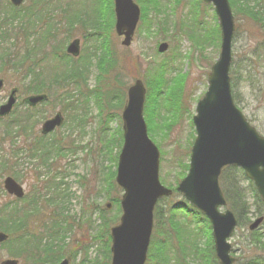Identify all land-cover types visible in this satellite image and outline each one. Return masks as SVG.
Returning a JSON list of instances; mask_svg holds the SVG:
<instances>
[{
    "label": "rangeland",
    "instance_id": "obj_1",
    "mask_svg": "<svg viewBox=\"0 0 264 264\" xmlns=\"http://www.w3.org/2000/svg\"><path fill=\"white\" fill-rule=\"evenodd\" d=\"M108 1L47 0L45 11L48 13L45 14V22L37 27V36L26 38V33L23 32L24 41L19 43V47L23 48L22 57L26 54L24 53L26 45L29 44L27 53L29 61H24L23 65L20 62V69L18 65H12L0 73V79L4 80L0 106L7 102L12 90L18 89L19 91V105L9 121H14L20 116L28 117L30 113L21 102L26 96L35 92L31 91L30 77L25 78L24 74L31 70L34 72L43 70L47 66L57 68L59 61H56L55 51L58 49L60 55L63 53L66 56L67 46L73 40L80 39L81 56L76 63L72 64L80 66L85 62L89 63V89L107 93V97L110 98H102L96 103L95 97L92 96L87 109L89 114L86 124L80 128L78 124L74 125L71 122V115L64 112L63 107L58 105L51 107L52 103L42 106L36 111L38 124L34 128V136H30L29 139L31 141L38 138L42 141L43 139H40L42 124L58 112H62L65 117L64 125L47 139L49 141L57 139L61 142L62 155L55 156L50 161V165H54L51 172L57 177L56 181L62 182L69 189V215L75 216L77 221H80L79 225L74 228L73 234H70L65 241L68 248H72L74 244L81 246L82 252L75 260L71 252L66 254L70 264L106 263L104 239L99 241L92 238L98 234L99 213L96 210L97 213L92 216L95 229L91 231L89 228L91 219L88 214H83V203L90 194L91 197L87 203H94L101 211L100 215H103V211L111 217L115 214L113 207L105 210V206L108 203L112 204L106 196V176L108 169L114 167L112 160L118 152V130L122 128V111L126 104L125 101V104L120 107L118 89L121 93L124 92L127 100L128 88L137 80L143 82L146 88L144 117L149 137L160 151L159 179L162 185L173 189L179 186L188 173V168L185 171L183 165L189 166L191 149L196 139L193 117L196 115L198 103L208 92V78L211 69L221 54V33L220 40L219 37L215 38L219 20L215 8L212 5H204L203 0H158V11L148 3L150 0L145 2L133 0L141 10V20L130 47L123 46L124 38H119L116 33L115 6L113 29L107 32V25L113 18ZM8 2L9 0H0L6 8H8ZM145 9L146 22L143 21ZM2 11L4 12L0 10V13ZM232 12L236 25L230 68L232 94L236 107L264 138V33L248 19L236 15L233 7ZM1 18L3 16L0 14V20ZM11 29L9 35L14 39L16 32H12ZM48 31L50 35L43 40V36ZM162 43L169 45L164 53L158 51ZM94 54L96 57L91 60ZM111 61L114 62V66L107 67L106 70V66ZM163 66H166L162 70L166 81L163 92L169 93L177 88L181 102L173 103V108L170 110L163 107L160 116L150 120L146 113L148 110L147 97L153 84H157V76H159L157 69ZM12 68L14 70H11ZM72 87L73 85L68 88ZM31 116L35 119V114ZM165 122L166 126L163 125ZM25 140L27 141L26 136L18 138L16 145L22 148L26 145ZM19 163H22L23 167L21 168L22 180L18 182L23 186L26 197H28L35 187L34 184H38L37 187L43 186L42 183L45 182L43 174L46 170L40 168L37 171L41 172V178L40 181L35 182L33 179L36 172L34 163L25 158ZM229 175L233 177L226 184L235 177L236 185L242 188L247 203L252 205L251 183L245 175L240 170L230 171ZM8 176L11 175L6 173L0 177V207L13 206L15 201L3 188V181ZM85 182L86 186H84ZM222 190L224 191L223 186ZM122 194V191L112 192L114 197L121 198ZM184 201L182 196L174 195L171 199L162 200L158 207L162 208L163 217L169 218L170 207L174 204L182 205ZM227 208L220 209V211L225 212ZM258 214L264 216V207H258V210L255 206L252 207L248 216L249 220L235 232L230 240L233 246L232 256L238 260L237 264H246L249 261L264 264V224L254 233L248 229V226L260 217ZM48 215L42 212L43 218ZM177 218H183V221H193L191 228L195 231L202 229L201 223H197L192 216L179 213ZM154 233L155 229L153 235ZM205 243L209 241L206 239L200 241L203 247ZM15 246L16 244L13 243L0 248V263L6 259H17L20 264H31L25 257L23 259L11 255V249ZM83 250H87L86 255ZM256 258L262 262L260 263ZM189 261L192 262V259L189 258Z\"/></svg>",
    "mask_w": 264,
    "mask_h": 264
},
{
    "label": "trees",
    "instance_id": "obj_2",
    "mask_svg": "<svg viewBox=\"0 0 264 264\" xmlns=\"http://www.w3.org/2000/svg\"><path fill=\"white\" fill-rule=\"evenodd\" d=\"M46 1L47 0H42L44 5L42 14L43 22L45 20V14L48 13H45ZM105 1L106 0H103V2ZM139 1L145 2L146 0ZM150 1H152V3ZM150 1H148V3L152 5V8L158 11V0ZM229 1L233 9H235L236 15L248 19L264 33V0ZM108 2L111 7L113 18L111 19V24L109 23L107 25V32L113 29L115 19L114 0H109ZM10 7V10L7 9L0 13L3 15V18L0 20V73L4 72L7 67L12 65H18L20 69V62H22L23 65L24 61L27 62L30 59L27 54L29 44L27 45L24 57H22L19 47L21 37L24 36L22 34L24 25L20 18V12L18 9L12 6ZM144 13L143 21L146 22V9ZM154 13L157 14L155 11ZM98 21H100V19ZM14 25L16 26L14 27ZM10 28H12V32H16L14 39L9 35ZM216 32L217 35L215 38L217 39L219 37L218 39L220 40V30L218 27ZM28 35L29 34H27V36ZM49 35L50 32L48 31L45 33V36H43V40H46ZM12 41L13 43L11 44ZM55 55L57 58L56 61H59L57 68H54V66H47L43 68V70H38L36 72L31 70L25 73L24 76L25 78L30 77L31 79V91L34 90L33 92L35 93H47L50 97L48 104L52 103L51 107H55L56 105L63 107V111L71 115V122L74 125L78 124L80 128L86 124L89 114V110L87 111V109L90 106L91 97H95L96 103L98 100H102V98H110L107 97V93L105 94L104 92L89 89V63L85 62L83 63L84 65L80 66L73 65L72 63H76L77 60H73L67 55H63V53L60 55L58 49L55 51ZM94 57H96V54L91 56V60ZM113 66L114 62H109L106 66V70L107 67L112 68ZM164 67L166 66L157 69L159 71L157 84H153V88H151L149 96L147 97L148 110L146 113L150 120L158 118L163 107L170 110L173 108V103H178V101L181 102V98L177 94V88L172 89L169 93L163 92L166 84L162 73ZM101 69L103 71L102 66ZM11 70L14 69L12 68ZM47 81H49V83ZM71 85H73V87L68 88ZM125 101L126 96H124V92L121 93V90L118 89V102H120V107L125 104ZM22 119L23 117L20 116L14 121H9L10 119L0 120V177L9 173L17 181L22 180L21 168L23 164L19 163V161H22L24 158L34 163L33 166L36 172L33 179L35 182L36 180L40 181L41 172H37L40 168L46 170L47 177L46 179L44 178L45 182L42 183L43 186L41 184L42 187H37L38 184H34L35 187L30 191L28 197H25L23 200H15L13 206L5 205L0 207V232L9 235L8 242L0 245V248L15 243L16 246L11 249V255L16 258L24 259L25 257L31 264H59L66 258L68 252L73 254V259L75 260L77 255L82 252L80 250L81 246L74 244L72 248H68L65 241L70 234H73L74 228L77 227L79 223L75 216L69 215V189L65 186L62 187V183L56 181L57 177L55 178L51 173L54 165H50V161L54 159L53 157L62 155L61 142L57 139L53 141H39L38 138H35L32 143L26 141L25 146L22 148L18 147V145H16L17 139L21 136H28L34 129V127L28 128L29 120ZM25 121H27V123ZM163 125L166 126L167 123L165 122ZM122 145L123 132L122 128H119L117 142L118 152L112 160L114 167L108 169L109 172L106 176V196L107 199L112 202V207L115 212L114 216H109L105 211L102 212L103 215H100L101 211H99V208L94 203H87V200L91 197L90 194L83 203V214H88L91 219L89 220V228L91 231L95 229L92 216L94 213H97L95 212L96 210L99 213L100 218L98 217V219L100 221V226L98 227V234L94 235L92 232V235H94L92 238L99 241L104 239L106 248L104 256L106 260L105 264H110L111 261L110 230L112 226L118 223L121 215V199L120 197L112 196V192L118 193L121 191L115 183V177ZM183 168L186 171L188 166L183 165ZM230 171H234V169L228 168L224 170L221 176V184L224 187L228 207L236 214L239 227L241 228L249 220L248 216L252 207L255 206L258 210V207H262L263 204L253 185L251 187L253 204L250 205L247 203L242 188L236 185L237 181L235 177L226 184L227 181L233 177L229 175ZM84 186H86V182ZM173 191L174 195H179L177 187L173 188ZM187 204L188 203L184 201L182 205H172L169 209V218H164L161 212L162 208L157 207L155 211V233L152 238L147 264H218L209 221ZM42 212L48 213V217L43 218ZM179 213L192 216V219L197 223H201L202 229L199 231L192 229L191 225H193V221H183V218L178 219L177 215ZM83 219L82 217V220ZM96 231L97 229L95 233ZM202 239L209 241V243L204 244L205 247L200 244ZM83 251L86 255L87 250ZM189 258L192 259V262L189 261ZM256 259L260 261V259ZM261 262L262 261H260V263ZM246 264L257 263L249 261Z\"/></svg>",
    "mask_w": 264,
    "mask_h": 264
},
{
    "label": "water",
    "instance_id": "obj_3",
    "mask_svg": "<svg viewBox=\"0 0 264 264\" xmlns=\"http://www.w3.org/2000/svg\"><path fill=\"white\" fill-rule=\"evenodd\" d=\"M116 33L124 37L123 46L130 47L141 17V10L133 0H114ZM24 0H11L18 7ZM213 5L221 29V54L209 75V89L198 103L193 122L197 138L192 148L188 175L178 187L180 194L211 222L215 252L220 264H234L231 256L232 238L238 225L236 216L230 210L219 211L227 202L219 185L222 170L227 166L244 169L247 177L254 181L264 202V138L246 120L235 106L230 81L232 63V41L235 21L229 0H203ZM169 45L162 43L159 52L164 53ZM67 53L78 58L80 41H73ZM4 81L0 80V93ZM18 89L11 92L7 104L0 107V118L11 114L16 104ZM48 100L47 95L30 96L25 100L30 107ZM146 88L137 80L128 90V101L122 113L124 143L119 156L116 183L124 190L121 200L122 217L111 229V264H146L154 228V213L158 202L171 197L173 191L163 186L159 179L160 152L148 135L144 118ZM64 123L58 113L46 121L42 134L47 135ZM6 192L17 199H23V187L12 177L4 180ZM111 206L108 205V208ZM264 218L257 219L250 231L260 227ZM9 236L0 232V244ZM1 264H19L8 259ZM61 264H69L64 260Z\"/></svg>",
    "mask_w": 264,
    "mask_h": 264
},
{
    "label": "flooded vegetation",
    "instance_id": "obj_4",
    "mask_svg": "<svg viewBox=\"0 0 264 264\" xmlns=\"http://www.w3.org/2000/svg\"><path fill=\"white\" fill-rule=\"evenodd\" d=\"M43 8L44 5L42 3V0H25L21 4L20 18L24 25V29L29 31L32 29H36L39 25H42ZM25 98H27V96ZM25 98L21 102L22 105L25 104L24 103ZM17 104L19 105V98ZM26 109L29 111H37L39 109V106L35 109H29V107L26 106ZM29 121H32V118H29Z\"/></svg>",
    "mask_w": 264,
    "mask_h": 264
}]
</instances>
